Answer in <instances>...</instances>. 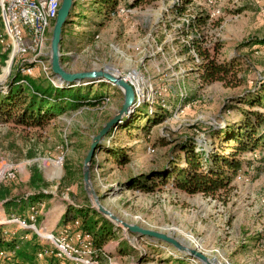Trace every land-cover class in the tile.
<instances>
[{
  "label": "rangeland",
  "instance_id": "obj_1",
  "mask_svg": "<svg viewBox=\"0 0 264 264\" xmlns=\"http://www.w3.org/2000/svg\"><path fill=\"white\" fill-rule=\"evenodd\" d=\"M87 1H78L79 16L67 28L70 43L64 47L69 51L63 52L65 68L109 70L120 76L136 72L153 88L152 98L144 97L138 106L135 100L129 114L100 144L91 167V183L100 203L123 221L199 245L215 264H264V145L238 154L242 170L214 196L186 194L172 178H155L149 183L153 186L150 192L127 186L133 177L184 166V153L176 150L184 137L194 138L202 149L213 152L227 146L222 136L217 138L220 129L241 130L234 122L242 110L250 108L242 103L244 96L257 95L254 92L264 86V45L257 44L264 39V0H215L214 4L154 0L134 8L127 6L130 0H121L119 6L131 12L111 18L97 16ZM3 31L0 21V34ZM95 31L94 44L87 48L80 40L82 32ZM193 40L219 63L233 62L235 74L225 82L204 83L203 59L191 45ZM2 53L0 47V93L9 90L16 70L13 66L7 78L3 75L7 58ZM37 82L48 85L42 77ZM74 92L88 97L75 107L66 106L44 126L22 127L0 118V186L10 193L0 200V223L23 211L5 202L20 206L19 201L35 193L29 185L34 168L44 180L42 193L50 195L45 202L54 198L66 207L92 208L83 181V162L93 137L122 108L123 95L104 81L82 84ZM161 99L165 106L158 104ZM146 108L163 115L160 123L155 116L145 120ZM259 109L264 113L259 107L252 110ZM130 122L140 127L126 129ZM106 145L125 148L130 162L118 166ZM9 173L15 177L8 178ZM48 208L51 205L45 213ZM1 226L17 230L15 224ZM127 237L131 243L121 230L111 241L121 243L128 256L122 264H194L168 245ZM133 242H139V250Z\"/></svg>",
  "mask_w": 264,
  "mask_h": 264
},
{
  "label": "trees",
  "instance_id": "obj_2",
  "mask_svg": "<svg viewBox=\"0 0 264 264\" xmlns=\"http://www.w3.org/2000/svg\"><path fill=\"white\" fill-rule=\"evenodd\" d=\"M78 1L75 0V8L63 28L62 53L69 52L64 51V47L70 43V40L66 38L68 33L67 28L73 24L72 19L74 17L78 18L79 16L76 14ZM120 1L88 0L86 5H89V7L92 5L97 16L111 18V14L119 7ZM152 1L154 0H130L127 6L134 8L142 3ZM54 23L55 20L52 23V27ZM82 33L83 37L82 39L80 38L81 42H84V46L87 48L92 47L96 37V31ZM257 44L264 45V39L257 42ZM191 45L197 49L203 59L201 63V78L204 83L225 82L230 74H235L233 62L219 63L216 60V56L211 55L208 50L198 45L194 40ZM2 57L6 59L7 55L5 54ZM61 61L63 64L64 56ZM51 76L57 81V86L53 85L40 74H37L36 77H29L28 82L30 86H24L18 83L21 76L15 72L12 81L8 85L9 90L0 93V118L4 121L13 120L15 124L22 127H41L52 116L62 113L66 106L72 108L87 99L88 96L80 94V92H74L75 89L81 87L82 83L69 86L59 83L53 74ZM41 77L48 82L47 86L37 82V79ZM90 83L94 82H87V84ZM254 93H257V95L250 93L244 96L242 103H246L250 108L248 110H242L240 119L234 122L237 123L236 126H239L241 130H226V128H223L217 132V138H221L222 136V142L227 146L221 147L219 151L207 152L202 149L201 145L194 138L184 137L176 148L177 151L184 153V166H178L179 168L176 166L170 172H152L148 175L133 177L129 179L127 186L140 191L150 192L153 191V186H150L149 183L153 184L155 178L165 180L172 178L175 186L189 195L203 194L205 196H214L219 191L226 189L232 178L242 170V162L237 159L238 154L250 148L256 149L258 145H264V113L260 109L252 110L253 107L264 109V86ZM145 111L147 112L145 114L146 118L144 117L145 120L149 118L153 119L155 116V122L160 123L162 114L159 115L156 112L151 113L147 108ZM135 126L140 127V124L130 122L126 126V129ZM228 126L230 125L228 124ZM142 130L144 132L147 131L145 128H142ZM159 141L162 145H165L163 140ZM99 148L101 147L99 146ZM105 149L107 154L118 166H125L130 162L129 153L125 148H112L106 145ZM29 185L35 190V193L19 201L21 206L45 201L50 198V195L42 193L45 184L42 175L36 168L32 170ZM9 194V190L4 187L1 188L0 186V200L7 199ZM5 205L9 208L12 206L18 207L12 201L5 202ZM75 219H80L82 228L94 235L95 243L99 248L104 247L115 239L118 232L121 231L90 207L81 206L77 208L68 205L61 219V223L64 224ZM1 232L2 227H0V248L12 246L13 242L5 241ZM38 248L39 245L36 242V236H33L31 241L22 243L18 256L25 264H35V253ZM121 252L126 253L123 249Z\"/></svg>",
  "mask_w": 264,
  "mask_h": 264
},
{
  "label": "built area",
  "instance_id": "obj_3",
  "mask_svg": "<svg viewBox=\"0 0 264 264\" xmlns=\"http://www.w3.org/2000/svg\"><path fill=\"white\" fill-rule=\"evenodd\" d=\"M202 1L214 4L215 0ZM60 5L61 0H0V21L4 30L0 34V47L2 54L7 55L6 66L10 62V72L14 66L16 69L14 72L21 76L19 84L30 86L28 78L40 74L57 86V81L51 76L48 56L49 35ZM130 12L129 8L119 6L111 16L128 15ZM215 13L217 12H213L212 16H215ZM194 57L195 62L200 63L198 55L194 54ZM120 77L134 88L136 106L145 101L144 97L152 98V84L144 81L143 76L134 72L133 75ZM158 104L165 106L164 99L159 100ZM148 150L154 152L152 148ZM7 177L14 178L15 175L9 173ZM46 207L45 201L20 205L19 209L23 210L21 213L11 214L8 219L5 218L6 222L1 225L15 224L17 230L11 231L1 226L2 237L7 242H13V245L0 248V264H25L18 256V252L22 243L31 241L33 236H36L39 245L35 253V264H116L111 253L104 250L106 245L102 248L97 247L94 235L82 228L80 219L64 224L60 221L59 228L54 231L44 229L41 225ZM23 231L27 233H22ZM127 236L125 234L129 240ZM132 246L136 250L141 247L139 242H133ZM196 246L201 250L199 245ZM190 261L200 264L193 259Z\"/></svg>",
  "mask_w": 264,
  "mask_h": 264
},
{
  "label": "water",
  "instance_id": "obj_4",
  "mask_svg": "<svg viewBox=\"0 0 264 264\" xmlns=\"http://www.w3.org/2000/svg\"><path fill=\"white\" fill-rule=\"evenodd\" d=\"M75 8V0H61L57 17L54 26L52 27L50 46H49V61L52 74L56 77L59 83L75 86L86 84L87 82L104 81L116 87L123 95L122 108L117 114L108 121L93 137L90 149L83 162V181L85 191L92 201V209L99 215L111 222L115 228L122 230L126 235H132L137 239H148L170 246L179 254L197 261L200 264H215V260L210 258L208 254L198 248V246L189 244L185 239L178 238L169 232L157 231L146 228L138 224L128 223L123 221L110 210L105 208L99 200L91 183V166L94 158L98 154L100 144L108 135L111 128L118 124L123 116L128 115L135 101V91L130 83L125 81L114 71L94 69L90 71L74 72L65 68L62 64L64 54L61 51L63 40V28L69 20Z\"/></svg>",
  "mask_w": 264,
  "mask_h": 264
},
{
  "label": "crops",
  "instance_id": "obj_5",
  "mask_svg": "<svg viewBox=\"0 0 264 264\" xmlns=\"http://www.w3.org/2000/svg\"><path fill=\"white\" fill-rule=\"evenodd\" d=\"M67 53V52H66ZM27 197V196H26ZM25 199V198H24ZM51 205V208L45 213V218L42 222V227L49 231H54L59 228L60 221L65 214L67 207L59 202H56L54 198L46 202V206ZM20 207V206H18ZM121 243L119 242H109L104 247V250L108 253H111L113 260L116 264H122V260L126 259L128 256L121 252Z\"/></svg>",
  "mask_w": 264,
  "mask_h": 264
},
{
  "label": "bare ground",
  "instance_id": "obj_6",
  "mask_svg": "<svg viewBox=\"0 0 264 264\" xmlns=\"http://www.w3.org/2000/svg\"><path fill=\"white\" fill-rule=\"evenodd\" d=\"M7 68H8V72L5 74L4 70L7 69ZM5 69H3V75L6 76V78H7L8 74H9V72H10V62L7 64V66L5 67ZM3 80H5V79H3ZM3 80H2V81H3ZM5 222H6V221L4 220V221H2L0 224L5 223Z\"/></svg>",
  "mask_w": 264,
  "mask_h": 264
}]
</instances>
